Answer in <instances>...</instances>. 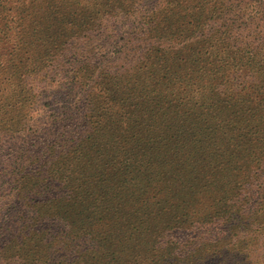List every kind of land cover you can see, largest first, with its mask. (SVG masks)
Returning a JSON list of instances; mask_svg holds the SVG:
<instances>
[{
	"label": "trees",
	"instance_id": "16d2710c",
	"mask_svg": "<svg viewBox=\"0 0 264 264\" xmlns=\"http://www.w3.org/2000/svg\"><path fill=\"white\" fill-rule=\"evenodd\" d=\"M15 1L18 0H0V77L7 88L14 90L1 106L6 112L1 123H13L7 136L31 133L27 140V136L22 138L19 150L15 149V155L0 170L3 182L2 174H9L15 209L0 222V226L7 225L0 238V264H214L221 260V255L211 251L210 257L200 238L180 243L182 235L198 224L210 240L211 250L224 249L233 238L239 246L246 245L241 249H249L257 237L253 234L252 219L256 215L264 218V190L257 183L261 177L252 184L233 175L223 180L220 168L226 166L227 171L231 170L248 157L246 161L253 167L264 169V82L258 84L260 78L264 81V39L260 37L264 31L261 27L264 0H248L249 4H256L253 3L255 20L241 18L239 22L233 21L227 12L226 4L233 0H205L207 6L213 3L222 8L221 14L209 6L202 8L198 19L237 34L244 43L246 56L235 58L243 66L233 68L238 69L234 72H228L224 65L215 72H203L201 75L205 77L199 82L191 81L186 87L177 88L175 96H187L195 104L190 112L180 113L184 122L174 117L172 114L179 116L178 112L166 104L174 95L171 93V97L156 105L160 106L154 114L157 128L136 127L131 120V124L126 123V132L117 135L124 126L122 121L112 118L109 127L102 129V135L94 136L89 130L83 137L79 134L71 148L79 151L77 155L81 151L83 155L74 165L71 161L66 164L63 154H55L56 149L48 142V132L37 126L39 120L33 121L42 105L35 89H44L37 85L38 78L61 64L66 67V76L59 73L55 77L61 78L58 84L62 99L77 102L79 112L92 111L94 104L81 100H86L93 82L101 78L95 70L97 60L87 56L90 45L87 40L77 39L76 44L69 46L70 41L81 36L76 24L66 33V26L60 27L55 44L40 37L50 27L46 19L34 21L35 17H42L40 13H35L33 19L28 13L53 4V0H26L27 4L21 6H15ZM127 1L108 0L101 12L102 17L124 19L125 31L119 32L123 39V44L118 45L121 51L135 35L158 33L176 19H169V15H175V9L163 10L162 5L168 0H162L156 10L145 13L141 21L132 22L125 8ZM197 1L201 3V0L191 3ZM47 12L50 17H59L54 6ZM158 13L164 15L163 24L158 23ZM33 26L35 35L30 33ZM258 27L261 33L257 32ZM246 33H251L254 39H247ZM4 49L7 53L13 49L7 64ZM71 60L74 64L68 68ZM113 74L99 79L108 81L100 83L101 88L113 84ZM194 74L186 76L191 80L201 77ZM212 76L218 78L210 89L194 96L196 88ZM182 78V70L178 69L172 84L177 85ZM109 91H105V97ZM248 95L257 97L248 103L245 99ZM163 110L173 113H161ZM65 115L66 112L54 113L52 124ZM220 118L227 119L225 127ZM52 131L56 138L59 130ZM258 152L261 160L255 157ZM211 175H214L212 188ZM203 205L208 206L197 217ZM126 230H132L130 236L122 233ZM55 234L60 241L56 247L65 255L42 256L48 251L43 245L36 250L35 242L54 238ZM180 244L185 248L179 250ZM243 256L234 258L240 260Z\"/></svg>",
	"mask_w": 264,
	"mask_h": 264
},
{
	"label": "rangeland",
	"instance_id": "374dc122",
	"mask_svg": "<svg viewBox=\"0 0 264 264\" xmlns=\"http://www.w3.org/2000/svg\"><path fill=\"white\" fill-rule=\"evenodd\" d=\"M106 1L108 0H53V4L37 7L36 10H30L28 13L32 19L36 14L40 13L42 15L39 18L35 17L34 21L37 20L39 22L46 19L45 23L50 27V31L47 33V30H45L40 37L44 41L50 39L53 44H55V39L61 34L59 31L60 27L66 26V33L68 29L74 28L75 24L78 25L81 30V36H76L70 41L69 46L76 44L77 39L87 40L90 43L87 56L97 60L95 70L100 72L101 78L112 77V72L114 73L113 77L115 80L107 89L100 87V83L108 82L106 79H102V82H99V79H101L99 78L93 82L94 87L86 97V100L89 99V101L84 98L81 100L85 101V103L94 104V106H91L92 111L87 109L86 112H79L77 102H65L62 99L63 93L58 84L61 78L55 77L58 76L55 74L61 73L65 75V66L59 64L55 69L47 72L49 74L38 78L37 85L44 87V89H35V93L42 105L34 114L35 119L33 118V121H40L37 126L44 128L48 132V142L56 149L55 154H63L66 164L71 161V164L74 165L79 162V159L80 161L82 160L83 152L81 151L82 153L80 152L77 155L79 151L76 148H71L73 145L72 141L79 137V134L82 137L86 135L87 130L94 136L102 135V129L109 127L107 124L112 118L122 121L124 126L117 135L126 132V123L131 124V120L135 122L136 127L146 130L148 127L157 128L154 114L160 110V106L156 105L162 103V100L164 101L167 96L171 97V93H174V95L166 104L172 106L173 111L178 112L179 116L172 111L163 110L161 113H173L174 117H179L181 122H184L180 113L190 112L195 104L191 103V98L187 96H175L177 88L179 86L186 87L187 83L191 81L196 82L197 80L199 82L201 78L205 77L201 75L203 72H215L218 67L221 68L224 65L227 67L228 72H234L238 69L232 70L233 68L243 66L241 61H235V58L239 60L238 56H246L243 49L244 43L241 42L237 34L232 33L231 30L226 31L225 28L213 22L200 21L198 19L201 17L202 8L214 7L216 9H213V12L216 10V14H221L219 10H222V8L217 4L212 5L213 3L207 6L205 0H201V3L197 1L195 4H192L191 0H168L162 5L163 10L171 11L175 9V15H169V19H176L158 33L155 32L148 36L135 35L129 46L121 51L119 46L123 44V39H121L119 32L125 31L123 30L124 19H115L110 16L102 17L101 12L104 11L103 6ZM161 3L162 0H128L125 2V8L128 10L130 18H133L132 22H134L135 19L141 21L145 13L156 10ZM253 3L249 4L248 0H233V2L226 4L228 7L227 12L230 13V18L233 21L239 22L241 18L254 21L255 13L253 12V7L255 3ZM21 4H27L26 0L14 2L15 6H21ZM51 6L56 7L59 17H50V13L47 11ZM238 8L241 9L238 10ZM28 14L24 15L27 20ZM140 14L142 16L136 17ZM163 17L164 15L162 16L158 13L157 18L160 19L158 23H164L162 21ZM261 27L264 30V25ZM197 28L199 29L198 31ZM33 30L34 26L31 28L30 33ZM54 30H57L56 35ZM261 31L262 29L258 27L257 32L261 33ZM32 35H35L34 32ZM245 37L251 40L254 39L251 33H246ZM260 37L264 39V31ZM12 51L7 53L5 49L3 50L6 64L12 58ZM73 64L74 60H71L67 67L70 68ZM111 65H113V70H110ZM89 68L91 71L93 70L92 64H89ZM178 69L182 70L183 78L174 86L172 81L176 77ZM193 72L195 73L193 76L198 77L200 75L201 77L191 80L190 77L186 76L188 73ZM217 78V76H212L205 83L200 84L196 88L194 96L199 97V94H204ZM62 79L64 80V76H62ZM254 80L257 81L258 78ZM261 82L264 81L260 78L258 84ZM108 90H110L108 96L105 97V91ZM13 92L14 90L7 88L5 81L0 77V170L4 162L15 155V149L19 150L22 138L25 139L24 137L27 136L25 139L27 140L31 133L27 132L26 135L22 136L5 135L14 126L13 123L8 125L1 123L6 116L5 110L1 106L5 102L6 97L11 96ZM92 96L93 98L91 99ZM256 97L257 95H248L245 99L248 100V103H252ZM61 112H66V115L55 124H52L55 117L54 113L58 115ZM248 119L253 120L254 117L248 116ZM219 120L225 127L227 119L220 118ZM54 128L59 130L57 132V140L53 137L54 133L52 130ZM227 130L225 128L224 132ZM71 153L74 154L69 155ZM255 157L261 160L262 155L258 152ZM247 158L240 160L238 164L228 171L226 166H222L220 168L221 177L223 180H227L233 175L237 180H243L247 184H252L261 177L260 182L257 183L263 187L258 188L264 190V169L259 166L253 167L250 162L246 161ZM2 176L5 183L0 180V222L6 220L7 214L15 210L13 205L14 190L9 174L3 173ZM210 179L212 188L214 175H211ZM221 186L222 184L220 188ZM204 190L207 189L204 188ZM207 206L203 205L199 208L201 213L197 217H200L202 209L207 208ZM263 220L264 218L260 215H256L252 219L255 225V233L253 234L257 237L249 249H241V247L246 245L239 246L237 239L233 238L235 240L228 241L224 249L215 248L211 250L212 244L201 232L200 224L183 234L180 243L189 239L197 241L200 238L207 250L210 251V257L211 251L216 252L218 256L221 255V260H217L214 264H264ZM6 227L7 225L5 224L0 226V238L4 236ZM130 231L132 230H126L122 233H127L130 236ZM57 236L58 234H55L54 238L35 242L36 250L40 249L38 248L40 245H43L48 253L42 254V256H64L65 254L62 255L61 248L56 247L60 242L56 238ZM184 248L185 245L180 244L178 246L179 250ZM45 249L41 248V251H45ZM229 249L231 251H228ZM234 249L239 250L234 251ZM237 255L244 256L240 260H235L234 256Z\"/></svg>",
	"mask_w": 264,
	"mask_h": 264
}]
</instances>
